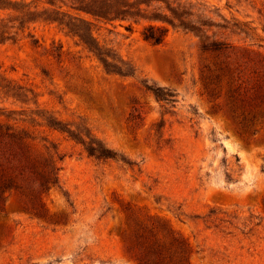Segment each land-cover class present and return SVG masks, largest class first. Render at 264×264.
I'll return each instance as SVG.
<instances>
[{"label": "rangeland", "instance_id": "obj_1", "mask_svg": "<svg viewBox=\"0 0 264 264\" xmlns=\"http://www.w3.org/2000/svg\"><path fill=\"white\" fill-rule=\"evenodd\" d=\"M171 1L200 32L89 20L130 77L106 73L55 24H32L15 43H0V127L28 134L33 157L51 163L58 180L40 196L42 216L14 194L0 203V264H137L124 235L140 224L164 227L186 247L188 264H264V131L236 133L206 81L220 56L200 49L227 44L264 64V0ZM12 15L0 10V19ZM148 24L168 28L162 44L143 40ZM144 84L176 102L156 101ZM47 120L85 129L119 160L90 157Z\"/></svg>", "mask_w": 264, "mask_h": 264}, {"label": "trees", "instance_id": "obj_2", "mask_svg": "<svg viewBox=\"0 0 264 264\" xmlns=\"http://www.w3.org/2000/svg\"><path fill=\"white\" fill-rule=\"evenodd\" d=\"M39 1L48 7L9 4L0 0V10L13 13L0 19V43H15L19 34H23L32 24H55L67 35L77 38L106 73L120 77H130L134 70L114 50L96 41L89 20L105 24L129 20L134 23L159 22L172 29L179 27L200 32V28L182 19L184 13H179L182 7L171 0H67L70 5L64 0ZM63 7L84 16H71ZM126 30L130 31V26ZM167 34L168 28L152 24L145 26L141 32L143 40L153 46L162 44ZM27 37L32 45H37L38 41L33 35L28 33ZM200 49L203 53L220 56L218 63L208 70L206 81L212 92L217 91V98H223L222 108L233 121L236 133L254 137L264 131V64L247 54L233 53L227 44L205 41ZM53 52L59 59V50ZM143 88L165 105L176 102L170 91L148 84H144ZM46 125L81 145L90 157L119 160L116 153L92 139L85 129L72 130L50 120L46 121ZM31 140L25 132L14 134L0 127V203H5L9 195L14 194L26 210L42 216L40 196L50 187H57L58 180L51 163L33 157ZM120 160L127 164L124 159ZM124 241L127 252L137 264H188L186 247L171 238L164 227L140 224L126 231Z\"/></svg>", "mask_w": 264, "mask_h": 264}]
</instances>
